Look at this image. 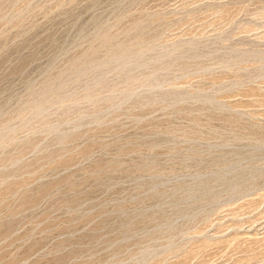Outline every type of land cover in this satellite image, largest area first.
I'll return each mask as SVG.
<instances>
[{
  "label": "rangeland",
  "instance_id": "374dc122",
  "mask_svg": "<svg viewBox=\"0 0 264 264\" xmlns=\"http://www.w3.org/2000/svg\"><path fill=\"white\" fill-rule=\"evenodd\" d=\"M0 264H264V0H0Z\"/></svg>",
  "mask_w": 264,
  "mask_h": 264
}]
</instances>
